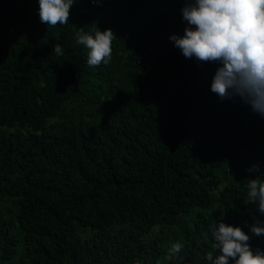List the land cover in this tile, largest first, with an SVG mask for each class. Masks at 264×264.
<instances>
[{
  "label": "trees",
  "instance_id": "1",
  "mask_svg": "<svg viewBox=\"0 0 264 264\" xmlns=\"http://www.w3.org/2000/svg\"><path fill=\"white\" fill-rule=\"evenodd\" d=\"M182 3L74 0L46 26L36 0H0V264H207L216 222L259 218L264 118L167 39ZM96 27L115 37L90 67L75 34Z\"/></svg>",
  "mask_w": 264,
  "mask_h": 264
},
{
  "label": "clouds",
  "instance_id": "2",
  "mask_svg": "<svg viewBox=\"0 0 264 264\" xmlns=\"http://www.w3.org/2000/svg\"><path fill=\"white\" fill-rule=\"evenodd\" d=\"M102 0H92L99 5ZM74 0H36L39 21L46 26L68 23L69 9ZM180 19L182 32L171 33L167 39L183 57L197 62L215 63L209 89L218 99L238 97L250 110L264 118V0H183ZM115 34L110 28L91 33L80 29L75 43L86 50L85 63L90 67L108 64ZM56 55L62 47H52ZM249 172H259L253 165ZM260 177V178H257ZM247 201L259 218L233 226L218 221L211 229V248L205 253L207 264H264V250L253 248L249 241L264 236V174L247 178L244 184ZM183 245L177 241L167 249L176 259Z\"/></svg>",
  "mask_w": 264,
  "mask_h": 264
}]
</instances>
